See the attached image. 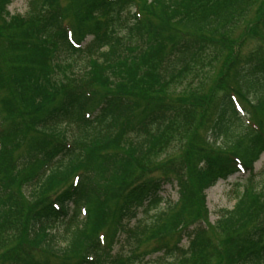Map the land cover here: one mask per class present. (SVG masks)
<instances>
[{
    "label": "trees",
    "instance_id": "obj_1",
    "mask_svg": "<svg viewBox=\"0 0 264 264\" xmlns=\"http://www.w3.org/2000/svg\"><path fill=\"white\" fill-rule=\"evenodd\" d=\"M10 4L0 0V264L153 252L167 256L156 264H264V167L201 224L204 190L264 150V0ZM65 25L91 39L73 47ZM169 181L179 197L161 208Z\"/></svg>",
    "mask_w": 264,
    "mask_h": 264
},
{
    "label": "rangeland",
    "instance_id": "obj_2",
    "mask_svg": "<svg viewBox=\"0 0 264 264\" xmlns=\"http://www.w3.org/2000/svg\"><path fill=\"white\" fill-rule=\"evenodd\" d=\"M28 0H12L10 5L11 12H23L27 7ZM264 161V154L262 156V162ZM262 162H258L256 164V168ZM236 176L229 177L226 181H218L215 186L211 187L207 190V203L208 207L211 210V221H214L216 218V211L221 207H231L234 203L233 197L231 195L233 186L232 183L234 182ZM172 198H175V195L172 194Z\"/></svg>",
    "mask_w": 264,
    "mask_h": 264
}]
</instances>
